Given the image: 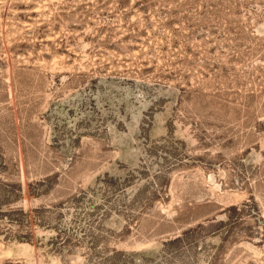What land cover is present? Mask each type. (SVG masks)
Masks as SVG:
<instances>
[{
	"label": "rangeland",
	"instance_id": "1",
	"mask_svg": "<svg viewBox=\"0 0 264 264\" xmlns=\"http://www.w3.org/2000/svg\"><path fill=\"white\" fill-rule=\"evenodd\" d=\"M0 264H264V0H0Z\"/></svg>",
	"mask_w": 264,
	"mask_h": 264
},
{
	"label": "bare ground",
	"instance_id": "2",
	"mask_svg": "<svg viewBox=\"0 0 264 264\" xmlns=\"http://www.w3.org/2000/svg\"><path fill=\"white\" fill-rule=\"evenodd\" d=\"M19 248L21 249V251L22 252H26L27 251V249H28V245H27V243H20L19 245ZM9 251V250H8Z\"/></svg>",
	"mask_w": 264,
	"mask_h": 264
}]
</instances>
